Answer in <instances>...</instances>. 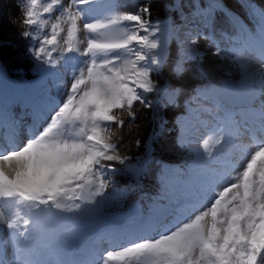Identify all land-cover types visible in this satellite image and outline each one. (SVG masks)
Instances as JSON below:
<instances>
[{"label":"snow or ice","instance_id":"snow-or-ice-1","mask_svg":"<svg viewBox=\"0 0 264 264\" xmlns=\"http://www.w3.org/2000/svg\"><path fill=\"white\" fill-rule=\"evenodd\" d=\"M237 5L192 0L190 28L183 14L180 25L153 20L150 3L21 0L37 79L0 66V264H264V0ZM172 39L176 80L203 64L201 40L238 79L213 82L199 68L207 82L176 120L183 166L160 163L146 208L112 214L126 198L117 173L140 181L151 163L148 146L144 159L120 151L126 123L159 98L180 107L183 89L160 83ZM242 133L255 148L241 166Z\"/></svg>","mask_w":264,"mask_h":264},{"label":"trees","instance_id":"trees-1","mask_svg":"<svg viewBox=\"0 0 264 264\" xmlns=\"http://www.w3.org/2000/svg\"><path fill=\"white\" fill-rule=\"evenodd\" d=\"M172 0H124V3L128 5L127 11H135L132 7L133 4L143 5L146 3L151 4V18L153 20H162L165 16H174V12H171L168 7ZM200 2H207V0H200ZM223 4L233 11L239 12L240 9L237 5V0H222ZM259 4L261 0H256ZM21 1L20 0H0V40L9 43V46L0 47V66L7 70L9 76L14 78H20L15 71L22 70L25 72L22 78L29 79L31 76L29 70L31 68V62L27 60L21 53H23L27 40L22 35V26L20 20L21 15ZM202 42L199 44V49H203ZM205 59L202 65H200L204 72L207 74L208 79H212L213 82H219L224 80L223 63L212 60L208 54L209 51L205 50ZM172 59L171 56L168 59L167 65H165L160 83L164 84L170 82L174 86H179L183 89L184 95H190L192 90L198 85V79H200L198 73L192 70H187L184 76L180 80H176L171 71ZM205 80V79H204ZM205 84V81L201 82V85ZM149 98H152L154 94H147ZM181 104V103H180ZM180 111L179 107L160 108L158 105L153 109H143L137 116L134 127L129 129L126 126L122 130L123 140L121 141V152L127 153L130 157L141 159L146 158L145 147L148 146L150 158L162 159L169 162H177L180 160V153L175 148V135L172 130L173 120L176 113ZM163 116L166 119V123L163 128H158L159 117ZM126 121L127 118L125 117ZM154 130L159 134L154 136ZM140 141V146L136 145V141ZM135 162V160H133ZM117 168L122 166L117 165ZM125 176L129 178V174L121 172L117 173L116 179L118 187L135 191L141 188L142 191H148L151 186L149 185L148 178L138 181L133 180L131 186L128 187L127 182H124Z\"/></svg>","mask_w":264,"mask_h":264},{"label":"rangeland","instance_id":"rangeland-1","mask_svg":"<svg viewBox=\"0 0 264 264\" xmlns=\"http://www.w3.org/2000/svg\"><path fill=\"white\" fill-rule=\"evenodd\" d=\"M43 2H45V0H41V3H43ZM175 5H176V8L177 9H179L180 8V6L181 5H183V12L181 13L180 12V16L183 14V15H187L188 16V18H190V17H192L191 15H190V13H191V11H192V8L191 7H189V5L188 4H180L179 3V0H175ZM59 11V9H57L56 11H54V13H53V15H56V13ZM188 22H191L190 21V19L188 20ZM188 25H189V27L191 28V27H193V25H194V21L193 22H191V23H188ZM64 28H65V32H63V33H61V38H63L65 35H66V30H67V25H64ZM188 29H186L184 32H186ZM50 32V24H49V26H47L45 29H44V31L42 32V33H40L41 34V36L42 35H44V34H47V33H49ZM0 42H4V41H2V40H0ZM6 44H7V42H5ZM30 43H31V41H30ZM9 44V43H8ZM29 46H30V44L24 49V51H23V53H21V55H23L25 58H27V60H31L32 61V64H34V61L31 59V57L29 56V54H28V48H29ZM222 46H226V45H223V43H222ZM0 47H2V46H0ZM56 54H54V56H55ZM212 60H215V61H218L219 63H226V71H225V77L227 78V79H230V80H236V79H238V77L234 74L232 77H228L227 75H226V73L228 72V71H230L231 70V65L230 64H228L227 62H221L220 60H218L217 58H215V57H213L211 54H210V56H209ZM32 74H33V79L31 80L32 82H28V83H35L36 82V80L35 79H37V76H36V74H35V72H34V69H33V67H32V72H31ZM33 80H35V81H33ZM16 81H18V80H16ZM193 107H197V105H193ZM176 124V123H175ZM185 157H186V155H185ZM159 172H160V168H158V172H157V178H158V182H159ZM159 188H160V184H159ZM158 192H159V190H158ZM154 197V196H153ZM151 200V199H150ZM150 200H149V202L147 203V202H142L140 205H141V208H140V210H143V209H145L146 208V206L150 203ZM124 203H123V201L121 202V204L119 205V206H116V207H113V208H111V209H109V212L110 213H112V214H118V213H126V212H128V211H131V210H133V209H138L137 207H135V206H138L137 204H134V205H132V206H130V207H124V205H123Z\"/></svg>","mask_w":264,"mask_h":264},{"label":"bare ground","instance_id":"bare-ground-1","mask_svg":"<svg viewBox=\"0 0 264 264\" xmlns=\"http://www.w3.org/2000/svg\"><path fill=\"white\" fill-rule=\"evenodd\" d=\"M66 2V0H64ZM46 18V17H45ZM191 22H193V19H190ZM64 27V25H62ZM184 32V31H183ZM182 32V33H183ZM81 37L83 36V33L80 34ZM183 37V35H181ZM83 47V45H82ZM70 83V80L68 81ZM201 104H207L208 101L206 100H201ZM204 129H201V132L203 133ZM237 143H239L243 147V152H236L233 156V162L237 163L239 165H243V163L246 162L248 158H250V155L254 151L255 148V142L252 141L251 139V134L250 133H242L239 139L237 140ZM0 232H3L4 235H6V230L0 229ZM105 248H107V245H105ZM8 256L11 258V248L9 247L8 249Z\"/></svg>","mask_w":264,"mask_h":264}]
</instances>
